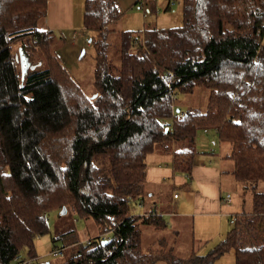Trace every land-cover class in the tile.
<instances>
[{"label":"trees","instance_id":"16d2710c","mask_svg":"<svg viewBox=\"0 0 264 264\" xmlns=\"http://www.w3.org/2000/svg\"><path fill=\"white\" fill-rule=\"evenodd\" d=\"M180 2L181 27L120 32L116 65L109 41L125 16L119 0H85L83 37L95 60L88 97L55 54L66 40L47 28L48 0H0V264H23L15 259L25 249L34 264L54 212L98 228L63 264H215L230 252L235 264H264V193L256 191L251 215L232 214L208 254L163 248L168 210L150 200L146 175L155 153H170L190 183L198 136L216 131L231 146L233 177L264 182V0ZM145 3L156 14L157 2ZM198 89L209 91L206 111L184 112L179 95ZM246 227L260 234L246 242Z\"/></svg>","mask_w":264,"mask_h":264},{"label":"rangeland","instance_id":"374dc122","mask_svg":"<svg viewBox=\"0 0 264 264\" xmlns=\"http://www.w3.org/2000/svg\"><path fill=\"white\" fill-rule=\"evenodd\" d=\"M84 1L85 0H81L82 17L80 18V7L75 23L77 26L74 29V33L79 40V45L75 47L71 46L74 38L71 37L70 39V37H68L66 33L57 34L58 38L65 37L67 38V40L64 44L57 41L54 45V50L55 54L59 57L63 67L66 68L67 72L70 73L73 79L81 86L85 95L90 97L95 93L93 85V70L95 60L93 48L83 49V46L85 47L87 44V39L83 37ZM143 1L145 5L144 9L141 7V2L139 1H133L126 7L121 5L122 9L125 8V17L120 22L111 26L113 33L110 35L109 41V58L111 62L116 65L119 64L118 51L120 46V32L143 31L145 25L148 24L156 25L161 29L178 28L183 24L182 7L179 4H175V7L169 9L167 0H158L160 4H156V14H150L152 12L150 11L149 13L148 6H146L145 3L146 0H142V4ZM174 2L181 3L180 0H175ZM18 46L19 45L15 46L16 51L18 50ZM84 52L85 54H83ZM23 66L24 64L22 61L21 71L23 74H25V68H23ZM29 66L30 63L27 65V68ZM208 98V90L198 89L193 95H179L178 105L183 109L184 112L195 109L199 112L204 113L207 108ZM214 143L218 147L216 149H212V152L217 151V154H219L221 150L219 148L220 143L216 132H203L198 136V151L200 153L209 152L211 146L214 147ZM227 146L229 147V145ZM231 163L232 162H230V165ZM231 170L232 167H230L229 169L224 168L223 192L225 193V195L231 196L233 201L230 204L223 202V211L227 214L226 217H224L223 222H221L223 231L219 232L220 224L217 227L213 226V224L210 228H206L205 231L199 227L195 235V232H192V222H194V219H192V222H190L191 218L183 217L185 220V222L183 223V227L172 228V225H175L176 218L178 216L171 220L169 217H167L168 222H171V224L168 230L163 233V236H166L168 239L167 242L163 244V248L165 249V251H168L176 257L180 258H185L187 256L186 254L188 250L192 248L198 250L200 254H208L222 240H224L227 233L231 230L232 226L230 225V216L232 214L235 213L241 215H251L253 206V192L256 191L259 193H264V182H260L254 185V183L237 181L233 177ZM177 192L181 196L184 194V191L181 188H178ZM161 199L166 200L171 206L170 193L168 191L164 192V196H162ZM162 205L163 204L161 203V206ZM165 209L171 212V209H169L167 206H165ZM140 213L141 211L137 208V214ZM48 219L49 233L35 240L37 259L34 264H63L80 246L86 245L89 239H93L99 236L98 228L92 219L86 221L80 219L79 217H76L74 214H69L65 217H61L60 212L52 213ZM71 228H74V234L68 236L67 239H61L56 243V249H61L63 245L67 246L64 252V256L57 258L54 257L53 252L56 251V246L53 244V239L58 236L59 232L68 233L69 229ZM246 228L249 230L246 234V242L250 241L252 237L260 234L257 230L253 229V227ZM211 230L213 232H211ZM175 232H179L180 235L176 234ZM215 233H217L216 238L213 237V234ZM149 237H152V235H150ZM20 257L26 262L30 261L27 249L23 250ZM215 264H235L234 252H230L224 257L218 259Z\"/></svg>","mask_w":264,"mask_h":264},{"label":"crops","instance_id":"0c3cea01","mask_svg":"<svg viewBox=\"0 0 264 264\" xmlns=\"http://www.w3.org/2000/svg\"><path fill=\"white\" fill-rule=\"evenodd\" d=\"M133 1L140 0H119V5L124 15L126 11L125 8L122 9V6L126 7ZM156 2L159 3L158 0ZM80 7L81 0H48L47 28L55 34L66 33L71 39L75 34L76 17ZM81 17L82 7L80 11ZM64 39L67 40L65 37ZM78 45L79 40L71 44L73 47ZM85 48H89V45L83 46V49ZM219 143L221 150L219 154H217V151L212 152V149L218 147L214 143V147L211 146L209 152H199L196 156L190 183L187 176L174 171L172 167L173 156L170 153L160 152L148 159L146 175L149 198L154 201L153 203H159L157 206L160 209L163 208L161 203L164 204V207L167 206L171 209V212L168 210L165 214V219L169 226L171 222H168L167 217L171 220L178 216L172 228L183 227L185 222L183 217H188L191 218L190 222L194 219L192 223L195 235L199 227L205 231L206 228H210L213 224L215 227L220 224L219 232L223 231L221 222H223L227 214L223 211L224 203L222 200L228 196L223 192L224 168L229 169L232 167L233 169V163L230 165L231 161L228 158L231 153V146L220 141ZM186 185H188V191L182 189ZM178 188L184 191L182 196L178 194ZM166 191L170 193L171 206L166 200L161 199ZM175 194L178 195V198L174 197ZM139 210L141 213L144 211L142 208ZM211 232L213 231L211 230ZM216 236L217 233L213 234L214 238Z\"/></svg>","mask_w":264,"mask_h":264},{"label":"built area","instance_id":"2783aa9c","mask_svg":"<svg viewBox=\"0 0 264 264\" xmlns=\"http://www.w3.org/2000/svg\"><path fill=\"white\" fill-rule=\"evenodd\" d=\"M140 1H141V7L144 9V6H145L144 5V1H143V4H142V0H140ZM73 38H74V41L73 42L76 43L77 37H76L75 34H74ZM182 118H183V115H180L179 116V119H182ZM174 197L175 198H178V195L175 194ZM231 202H232V199L231 198H227V199L224 200V203H227V204H230ZM231 223L233 224L234 221L232 220ZM64 249H65V245H63V247L61 249H56V251L53 252V256L56 257V258L63 256V252H64L63 250ZM15 262H17V263H23V264H33L32 261H28V262L24 261L20 256L15 259Z\"/></svg>","mask_w":264,"mask_h":264},{"label":"water","instance_id":"95a60500","mask_svg":"<svg viewBox=\"0 0 264 264\" xmlns=\"http://www.w3.org/2000/svg\"><path fill=\"white\" fill-rule=\"evenodd\" d=\"M20 54H21V61H24L23 52L20 51ZM83 54H85V52H84ZM23 67H25V64H24ZM178 112H180V109H178ZM167 131H168V130H166V132H167ZM66 213H67V209H64V214H66ZM105 243H107V242H105ZM46 264H49V263H46Z\"/></svg>","mask_w":264,"mask_h":264}]
</instances>
